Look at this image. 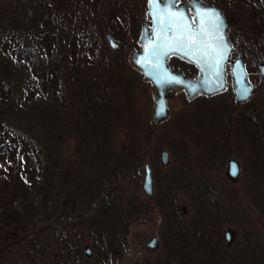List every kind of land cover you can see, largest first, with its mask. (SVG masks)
I'll use <instances>...</instances> for the list:
<instances>
[{"label":"rangeland","instance_id":"obj_1","mask_svg":"<svg viewBox=\"0 0 264 264\" xmlns=\"http://www.w3.org/2000/svg\"><path fill=\"white\" fill-rule=\"evenodd\" d=\"M32 2L1 0L0 32L11 36L18 30L16 41L25 49L30 67V73L23 72L34 76L36 85L50 87L54 102L62 99L56 90L67 95L71 110L63 113L62 105L55 106L54 125L47 126L42 115L30 119L24 110L19 115L17 108L3 111L1 103L0 120L28 132L38 148H49V160L59 157L58 167L50 162L45 171L56 187L60 184L63 198L74 195L71 181L84 173L91 184L85 185L83 196L92 197L93 189L96 201L83 219L67 222L51 207L26 215L20 228L13 227L21 241L11 239L0 245V264H264V78L260 70L264 34L254 33L252 16L244 13L242 21L229 27L236 49L233 58L246 54L255 84L249 100L236 101L229 73L228 87L221 93L199 95L192 102L177 93L169 100V118L154 126L153 86L130 61L132 52L141 49L142 24L149 23L147 1L53 0L49 14L39 7L38 11L28 8ZM26 11L33 13L30 20L22 23L15 18ZM107 32L119 41L118 51L110 48ZM9 39L13 45V37ZM178 67L196 72L185 63ZM4 70L3 62L0 72ZM48 76L53 81H41ZM93 93L114 105L106 134L109 148L116 151L114 162L120 164L124 158L123 163L130 165L124 168L126 173L118 165V174L113 175L116 169L109 161L106 178L98 168L82 164L78 148H83V119L95 102L90 98ZM17 94L20 97L21 92ZM131 136L138 156L127 150ZM121 151L125 153L120 155ZM163 151L170 156L166 166ZM232 159L241 168L236 181L227 176ZM146 163L153 170V195L142 187ZM7 188L0 183V189ZM107 196L121 221L119 230L112 229L116 216L94 215L97 202ZM70 204L80 211L81 201ZM227 230L234 232L231 245L225 239ZM1 231L6 234L9 225L0 222V235ZM153 237L159 240L156 249L148 248ZM88 245L91 257L85 254Z\"/></svg>","mask_w":264,"mask_h":264},{"label":"trees","instance_id":"obj_2","mask_svg":"<svg viewBox=\"0 0 264 264\" xmlns=\"http://www.w3.org/2000/svg\"><path fill=\"white\" fill-rule=\"evenodd\" d=\"M208 1L222 8L230 25L233 26V23L235 24L236 22L242 21V15L247 13L248 16H252L251 20L256 25L254 33L259 36L260 34H264V0ZM52 5L53 0H34L28 8H34L38 11L39 7L42 11L49 14ZM238 6L240 8H237ZM237 9L242 11L240 15L235 13ZM29 14L33 13L26 11L22 13L21 17L15 16V18L25 23L26 20H30L28 19ZM1 18L2 14L0 13V21ZM42 19L44 18L42 17ZM118 21L117 19V23ZM17 33V29L12 31L11 36L14 39L12 41L13 45H9L11 44L9 38L12 37L0 32V38L2 39V41H0V64L3 62L5 63V70L0 72V104L2 103L3 111L17 108L15 111L18 115L24 110V112L30 116V119L33 117V114L42 115V117L46 119V125L53 126L54 120L52 115L57 112L55 106L62 105L64 108L62 111L63 113L67 110L70 111L71 108L68 107V104L71 99L60 90H56L59 91L57 95L59 94L62 99L58 102H54L53 98H51L54 94L50 93V87H47V85L43 87L36 85L33 80L34 76L31 77L30 74L26 75L23 72L30 73L28 71L30 67L26 62L25 49L16 41ZM72 33H74V31ZM83 37L84 39L86 38L85 36ZM3 40L6 41L4 42ZM93 42L95 43L96 41L94 40ZM189 67L195 69L191 64H189ZM41 81L46 83V81L53 80L48 76L42 78ZM16 84L19 85L16 86ZM17 92H21L20 97ZM95 96L96 94L94 93L90 95V98L94 99L95 102L89 106V115H84L83 148L78 149L83 159L82 164L88 168H98L101 176L108 178V172H110L109 170L111 169L108 166L109 161L112 163V168L115 169L119 167L118 165H122L121 171L123 173H126L125 169H129L130 165L123 163L124 158H122V163L120 164L114 162L116 151L114 148H109V138L108 134H106V130L109 129L112 122L109 112L113 111L114 105L111 104L110 100L107 102L105 96L99 98ZM15 104H17V106ZM49 107L52 108V111L49 110ZM28 134L29 133L25 130L22 131L20 128L16 130V127L13 128L9 122L0 120V183L8 187L7 189H0V222L1 224H8L10 227V231H7L6 234L1 231V246L3 242L7 240L14 239V242L21 241L18 235L19 232L15 231L13 227L18 226L20 228V225L28 214H41L51 207L53 213L57 214L59 211L61 215L66 217L68 222L73 221L76 217L83 219V213L90 211H86L87 207L93 205L96 201L92 198L93 195L96 194L93 189H90L92 197L88 198L83 196L85 185L91 184V181L84 173L83 178L71 181L74 186L72 192L74 195L68 197V200L63 198V192L59 188L60 184L56 187L53 181H51L52 176L46 174L45 171V168L49 167L48 163L50 162H53V164L56 163V167H58L59 157H54V159L49 160L47 154L49 148H38L34 145L35 139ZM130 138L132 142L128 143L129 146H127V150H130V152L133 151L131 156H138L139 153L137 151L135 152V148L132 146L134 145L133 136ZM124 153V151H121L120 155ZM117 171V169L113 170V175H117ZM3 190H8L9 193L4 194L2 192ZM109 198L110 196H107L106 199H103L100 203L97 202L93 212L94 215H101L104 218H106L107 214H110L113 218L116 216L118 221L113 223L114 227L112 229L119 230L121 221L118 218V214L113 212V206L110 207V201L107 202ZM77 201H81L79 212H77L74 205L70 204V202L75 204ZM72 207H74V209H72ZM112 233L115 234L113 231Z\"/></svg>","mask_w":264,"mask_h":264},{"label":"water","instance_id":"obj_3","mask_svg":"<svg viewBox=\"0 0 264 264\" xmlns=\"http://www.w3.org/2000/svg\"><path fill=\"white\" fill-rule=\"evenodd\" d=\"M1 1V0H0ZM148 9V18L152 21V27L150 28L147 24L143 25V33L139 39L140 44L142 46V50H134L131 54L130 61L131 63L142 72L144 78L152 83L154 89V109L152 114V123L154 126L160 125L163 121H166L170 116V108L168 105V100L171 99L176 93L179 91L185 90L188 98L190 100L194 99L197 95H213L215 93H219L224 91L227 88V66L228 64H232L231 73L233 75V82L232 87L235 93V99L239 102L247 101L254 91V85L251 83L249 74L245 65V54L239 55L238 58L233 59L232 53L234 51V46L230 42L228 38V24L226 22V18L223 14V11L220 7L215 6L211 3H206L203 0H192L189 2H182L176 5V7L185 12V14L189 18V22L191 21L192 17L196 16V8H199L201 11L205 10H216L220 13L223 27L217 32L210 23L206 24V27L209 30V33L212 36L222 35L224 40L227 42L226 47L222 49L223 58L220 62L221 72L223 73L222 79L217 80L216 74L214 70H204L202 71V65L193 62L191 59L177 53H170L165 57H161L159 64L161 65L159 68H156L155 65L157 61L152 58L151 50L146 47L149 43H155L156 38L155 36L152 37V40L149 41L145 33L148 30H155L156 29V20L150 15L152 12V5L149 3ZM189 8L192 9L194 16H191L189 13ZM107 41L109 46L112 50L118 51L120 48V43L117 41L112 33L108 32L106 34ZM207 43H212L218 49L221 48L219 44L215 40L208 41ZM209 52V59L214 62V59L217 56V53L214 52L211 48L206 49ZM172 55L180 56L181 58L187 60L188 62L194 64L198 69L199 72L196 77H189L186 76L183 71L177 69H171L169 66V59ZM143 61L144 66L141 63H137V60ZM151 63H148V61ZM262 70V76L264 78V62L260 64ZM250 86V94L248 95L247 99H241L240 90L244 87ZM210 88H218L217 91H208ZM192 89H196L194 92ZM162 109V110H161ZM170 162V156L167 151H163L162 153V164L164 166L168 165ZM235 165L237 168L236 175L232 174V166ZM145 174H144V182L142 187L144 192L148 195L154 194V175L152 167L149 163L145 164ZM241 173L240 164L237 160L232 159L228 162L227 168V176L236 181L239 179ZM225 239L229 245L232 244L234 240V232L232 230H227L225 232ZM159 247V240L157 237H153L148 242V248L156 249ZM85 254L87 257L92 256V248L88 245L85 249Z\"/></svg>","mask_w":264,"mask_h":264},{"label":"snow or ice","instance_id":"obj_4","mask_svg":"<svg viewBox=\"0 0 264 264\" xmlns=\"http://www.w3.org/2000/svg\"><path fill=\"white\" fill-rule=\"evenodd\" d=\"M180 0H149L152 5L150 15L156 20V29L148 30L145 33L146 38L151 41L155 36L156 42L146 45L151 50V56L157 63L156 68L161 65L159 61L161 57H165L170 53L181 54L197 64H201V70H214L216 79H222L220 62L223 58L222 49L226 47V41L222 35L212 36L209 33L206 24L210 23L212 27L219 32L223 27L221 15L216 10L201 11L196 8V16L191 18L189 22L188 16L184 11L178 9L176 5ZM215 40L221 48H217L208 41ZM211 48L217 53L214 62L209 59V52L206 50ZM144 66V62L139 59L136 61ZM148 63H151L149 60ZM194 92L196 89H192ZM218 88H210L208 91H217ZM250 94V86L240 90L241 99H247ZM162 110V109H161ZM232 174L236 175L237 168L232 166Z\"/></svg>","mask_w":264,"mask_h":264},{"label":"flooded vegetation","instance_id":"obj_5","mask_svg":"<svg viewBox=\"0 0 264 264\" xmlns=\"http://www.w3.org/2000/svg\"><path fill=\"white\" fill-rule=\"evenodd\" d=\"M181 1H184V0H181ZM192 14V13H191ZM181 60H183V59H181V58H179L178 56H172L171 57V59H170V61H169V64H170V66L173 68V69H179V70H182V69H180L178 66H179V64L181 63V64H183V62L181 61ZM183 72L187 75V76H194L195 74H192V73H190V72H185L184 70H183ZM180 93H183V94H185L186 96H187V94L185 93V91H181ZM187 99H188V97H187ZM189 100V99H188ZM189 101H193V100H189Z\"/></svg>","mask_w":264,"mask_h":264}]
</instances>
